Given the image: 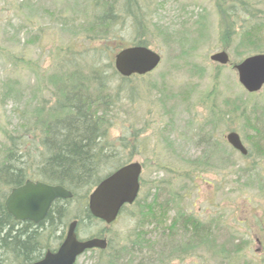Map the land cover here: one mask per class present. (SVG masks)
<instances>
[{"label":"rangeland","instance_id":"374dc122","mask_svg":"<svg viewBox=\"0 0 264 264\" xmlns=\"http://www.w3.org/2000/svg\"><path fill=\"white\" fill-rule=\"evenodd\" d=\"M132 1L129 5L143 8L149 14L142 22L147 31L144 35L138 33L137 23L123 13L128 0H0V153L5 141L2 132L19 133L22 129L19 126H27L20 121V112L27 111L29 105L35 106L41 101L51 104V95L56 90L53 79L58 80L64 73L60 66L68 65L64 60L71 54L87 48L82 21L87 23L89 16L112 11L118 43L108 56L102 57L100 67L113 94L117 87L122 88L114 116L123 124L111 133L112 140L122 138L128 142L119 159L130 158L128 163L143 164L142 189L145 192L161 189V203L168 196L166 189L171 188L169 193L187 189L190 194H185L183 204L188 214L209 222L215 218V159L212 149L202 141L204 133L199 130L210 123L214 100L215 109L225 110L228 100L239 99L248 108L251 124L264 125L261 122L264 88L255 95L247 94L230 65L218 69L210 62L212 54L223 51L215 0ZM254 2L259 9L256 16L264 22V0ZM137 42L158 53L161 63L145 77L122 82L113 75L114 52L117 46L129 47ZM235 47L236 42L226 49L231 64L254 55L250 51L241 53V49L237 53ZM259 51L264 53L262 42ZM252 106L257 109L252 111ZM231 119L236 121L234 125L247 124L245 117ZM227 125L235 127L232 121ZM127 132L138 135L133 139ZM225 149L236 160L226 146ZM203 155L205 160H201ZM196 161L204 163L198 168L187 165ZM112 170V166H105L101 176ZM254 171L264 178L261 160ZM0 192L9 193L1 185ZM76 209L72 204L67 206L68 218L61 231L66 232ZM136 211L126 208L109 227L99 221L85 220L77 228V237L86 240L105 233V238L112 239L113 244L123 245L129 237L138 234L137 223L141 220ZM192 244L184 256L172 253L171 249L169 253L168 248L159 251L160 263L215 264L212 238L203 236L201 241ZM51 246L57 247L56 240ZM95 260L96 251H93L80 256L76 264H96Z\"/></svg>","mask_w":264,"mask_h":264},{"label":"trees","instance_id":"16d2710c","mask_svg":"<svg viewBox=\"0 0 264 264\" xmlns=\"http://www.w3.org/2000/svg\"><path fill=\"white\" fill-rule=\"evenodd\" d=\"M128 1L123 13L137 23L140 35L146 34L142 22L149 14H146L143 8L144 12L141 8L129 5L132 0ZM253 1L255 0H215V9L219 17V40L223 51L236 42L237 53V50L241 49V53L250 51L254 55L264 54L259 51L261 42L264 43L262 41L264 22L256 16L259 9L257 2ZM115 19L112 11L109 13L106 11L89 16L87 23L82 21L85 25L82 32L87 48L81 53L74 52L64 60L68 65L60 66L61 72L64 73H61L58 80L53 79L52 85L56 88L55 93L51 95L53 102L46 104L41 101L35 106L29 105L27 111L20 112V121L26 122L27 126H19L22 128L19 133L15 130L14 134L2 132L5 139L4 149L0 153L2 187H6L10 192L13 188L22 186L27 180H35L61 186L71 193L72 198L55 202L44 220L35 225L31 222L13 220L3 204L8 194L2 195L0 192V264H31L40 260L46 252L55 249L51 246L53 240H56L58 247L65 237L61 227H64L68 218L67 206L70 204L77 207L76 213L70 219L77 221L76 231L85 220L97 222L87 209L90 192L102 179L127 165L130 160L119 159V155L128 145L127 140L111 139L113 129L119 130L123 124L114 116L118 111L117 102L122 88L117 87L113 94L107 85L103 68L100 67L102 57L108 56L118 43ZM135 44L131 46H144L141 42ZM124 48L126 47L117 46L114 53ZM234 64L229 65L232 67ZM220 67L225 66L217 65L218 69ZM113 75L120 77L114 70ZM134 78L139 77H120V80L130 82ZM132 97L129 95V98ZM226 104L225 110L237 111L236 113L239 112L243 116L248 115L246 104L239 99L228 100ZM256 109V106L251 107L252 111ZM217 111L218 109H215V114ZM246 123L247 126L253 125L249 119ZM127 133L133 139L138 135L135 132L132 135L130 132ZM205 159L206 156L203 155L201 160ZM203 163L196 161L188 162L187 165L198 168ZM109 165L113 170L101 176L103 168ZM125 209L123 208V211ZM150 211L149 209L138 211L142 215V221L149 220ZM162 211L163 217L165 211ZM145 229H139L136 237H148ZM102 236L105 237V233L95 237ZM118 246L113 244L111 239L107 250L96 251V264H103L104 261V264H149L148 241H132L126 243L124 248ZM192 246L191 242L177 244L173 246V251L185 255Z\"/></svg>","mask_w":264,"mask_h":264},{"label":"flooded vegetation","instance_id":"af4514ba","mask_svg":"<svg viewBox=\"0 0 264 264\" xmlns=\"http://www.w3.org/2000/svg\"><path fill=\"white\" fill-rule=\"evenodd\" d=\"M211 63L215 64V62ZM236 112L218 110L215 114L214 100L210 123L206 125L205 129L199 130L204 133L201 136L202 141L212 149L215 159V218L204 223L203 220L188 214L186 206L183 204L185 194H190L187 189H179L173 193H169L171 188L166 189V194L163 192L168 196L161 203L159 197L162 190L152 189V192L151 190L145 192L142 189L140 176L139 190L135 201L131 205L123 206L120 212L122 213L123 208L132 207L138 211L151 210V216L147 222L142 221V215L139 213L141 221L137 223V231L146 228L145 231L149 235L148 237H129L123 245L118 247L124 248L126 243L132 241H148L147 261L149 264H161L159 251L162 252L168 248L169 253H171L170 249L173 253V246L177 244L195 243L201 241L203 236H208L215 242V264H264V178L254 171L260 164V160L261 163H264V125H234L236 121L231 119L232 117L249 119L248 115L243 116ZM261 116L262 122L264 121L263 112ZM231 121L235 127L227 125ZM207 128L209 129L206 130ZM229 134H236L239 137L241 145L246 151L245 154L229 144L227 141ZM38 144L41 145L40 142ZM225 146L230 154L236 156V160L231 159V156L227 154ZM134 162L141 165L143 172V164L138 161ZM57 201L66 200L58 199L52 205ZM162 210L165 211L163 217ZM171 212L173 214L168 218ZM98 239L106 241L104 250L91 249L80 256L89 252L93 253V251L107 250L109 240L103 236ZM61 243L62 241L58 247ZM58 247L52 252H55ZM171 256L173 255L171 254ZM141 260L145 261L142 258Z\"/></svg>","mask_w":264,"mask_h":264},{"label":"water","instance_id":"95a60500","mask_svg":"<svg viewBox=\"0 0 264 264\" xmlns=\"http://www.w3.org/2000/svg\"><path fill=\"white\" fill-rule=\"evenodd\" d=\"M209 59L219 66H226L230 62L226 51L212 54ZM160 62L161 57L155 51L143 46H131L114 55L113 66L120 77L130 78L152 73ZM232 68L238 84L246 93L256 94L264 87V54L246 57ZM227 141L234 149L242 154L246 153L236 134H229ZM141 172V165L133 162L102 179L88 196L87 208L90 215L106 225L113 224L122 207L135 201ZM71 197V193L61 186L28 180L9 192L4 200V208L16 222H31L36 225L44 220L54 201ZM76 226L75 221L68 225L64 241L55 252H47L41 260L31 264H74L85 251L106 248V241L103 239L79 241L75 233Z\"/></svg>","mask_w":264,"mask_h":264},{"label":"bare ground","instance_id":"6f19581e","mask_svg":"<svg viewBox=\"0 0 264 264\" xmlns=\"http://www.w3.org/2000/svg\"><path fill=\"white\" fill-rule=\"evenodd\" d=\"M74 221L77 223V221H76V220H73V221H71L70 223H72V222H74Z\"/></svg>","mask_w":264,"mask_h":264}]
</instances>
